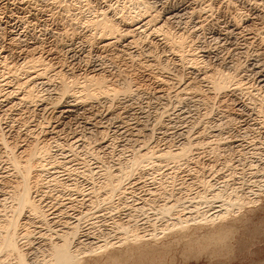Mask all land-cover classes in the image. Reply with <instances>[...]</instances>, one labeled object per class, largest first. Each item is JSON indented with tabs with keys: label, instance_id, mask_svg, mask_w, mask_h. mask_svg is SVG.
I'll return each mask as SVG.
<instances>
[{
	"label": "rangeland",
	"instance_id": "obj_1",
	"mask_svg": "<svg viewBox=\"0 0 264 264\" xmlns=\"http://www.w3.org/2000/svg\"><path fill=\"white\" fill-rule=\"evenodd\" d=\"M21 1L23 2L24 0H0L1 58H8L10 60L8 61L9 63H17L16 60L18 59L17 56L19 53L16 51L17 49L11 48L9 44L10 38L16 36L20 38L21 41L24 40L22 42L23 44L21 43V47L24 48L27 47V44L32 46L35 43H39L37 44L38 49L39 47L42 49L40 48L38 52L43 50V57L46 59L47 63L54 65L53 61L55 55L61 56L62 58L64 57L65 65L61 64L64 68L61 67V65L53 66L54 69L52 68L49 73L47 71V74L44 75L45 78L42 77L40 82L52 78L58 71H63L68 77L72 71L76 72L75 74L85 76V74L91 72V66L103 63L110 71V74H112V77L115 75L118 77L120 73L123 75L126 74L129 78H137L139 83L144 85L138 93H134L136 95H133L130 100L123 101L121 106L119 105L118 109L121 111H129L130 116H127L128 119L125 120V123L121 122L123 120L120 117L111 120V116L113 115L107 111V104L105 101L89 108L86 112L76 110L69 115H62L59 111H61L68 102L75 99L73 97H66L62 98L63 100L60 99L56 101L58 98L57 95H55V91L57 90L58 92L56 81L52 82L53 84L50 83L49 87H40L42 94H45L46 101L44 105L47 104V109H44L40 104H19L16 98L20 97L22 92H19L20 94L18 93L16 97L12 98L13 102L15 101L14 105H17L14 106L11 111H7V107H4L7 104L0 105V134H4L8 142L12 143H10L9 146L12 147L14 145L13 142L16 140H18V146L19 144H28L30 141H33L34 136L36 137L38 134H41L42 131L52 134V136H48V138H55L53 153L55 159L61 164L60 166L58 165L50 168L51 175H53L54 178L62 180V182L67 185L76 183L75 185L77 186L78 184L80 189L84 191L82 193L85 195L84 196L81 192L77 193L76 191L69 192V189L60 192L59 190H53L45 186V188L43 187L35 190V192L38 191L40 196H44V204H48L52 209L51 211L54 214V219L59 220V222L61 220L62 222L59 223L56 221L55 224H52V229L48 231L46 226L44 227L35 219H32L27 212L24 213L21 220L29 224L28 229L31 230V232L29 230L30 234L32 233L29 242L31 245H28L26 250H35L37 255L38 251L34 248L37 247V244L42 241L43 238L53 235V232L56 233V231H59L64 223L63 219L66 218L65 221L70 220L72 223L78 222L80 218H83V221L80 219V225L83 224L81 230L85 233L84 235H86L87 243L89 244L87 245L88 248L103 247L108 242L116 244H114L112 248H109L111 250L108 249L109 251L105 252L104 255H86L81 264H264V104L261 106V102H259V98L261 99V96L264 97V86H262V88L258 86L256 72L250 70L252 64L263 63V55L262 52H258L260 49L258 43L253 42L250 45L244 41L245 39L242 36H239L237 42L232 40V42H224L225 44L223 45L216 37L217 30H219L221 26L220 23L222 25H224L223 23L226 24V22L230 21L231 18L235 16V13L247 12L248 9L246 7L243 6V8L241 7L242 4L236 3L240 0H234V2L232 0L235 5L232 3V5L230 4L231 7H226L223 0H214V2L211 3L212 9L214 8V12H212L211 16L212 18L204 23L206 25L203 29L196 28V24L190 21L187 15H183L188 5V0H150L156 10L158 9L165 13L178 11L175 12V14H182L180 17L173 20L172 23L175 25L173 29L182 32H184L185 29L196 31L197 38L200 39L198 41V43H200L198 44V48H201L200 50L206 49L210 50V52L213 51L212 58L205 61V63L210 66L213 64L222 65L221 60H223L226 67L229 66V69L231 68L232 71L238 67V71L241 73L240 77L243 78V81L248 83V89L243 91L233 90L231 93H226L227 95L221 93L218 95V100L216 98L215 101L213 100L214 98L211 99L212 102H210V100L207 106L199 102V99L195 101L192 100V102L187 105L178 103L175 101V98H173L175 89L171 88L172 85H170V87L165 86L167 90H165L166 92L164 91L162 96L158 97L153 94L150 83L158 79V77L173 78L176 76L175 74H180L178 76L182 77L181 70L176 69L173 64L174 62L176 63L175 55L172 53L173 51H170L169 47L165 45L167 43L163 39H160L161 36L150 35L148 34L149 32H145L146 29H143L144 31L134 36L135 45L129 47L128 44H130L131 40L129 37L128 39L120 38L119 42L113 46L115 47L113 52L104 51L103 53L99 52L100 54L91 50L87 43L81 42L78 39L73 41L74 44L71 46L72 48L69 47V49H65L62 48L64 43L62 40L64 41V37L61 34L63 30L59 31L58 36H54L50 31H44V28L41 26L35 28L30 27L32 29L28 28L26 26L27 24H21L19 18L35 14L36 11L41 10L46 14L45 18H48L46 21L49 28L52 26L51 16L56 14L59 21H63V23L65 21L67 25L68 23H76L77 27H79V31L82 32L84 31L83 23L86 21L87 17H93V14L87 12V7L84 5L85 3L78 2L77 0H65V3H60V0H29L30 3L27 7L26 14L22 11L25 7L23 8L21 6ZM89 1L94 15L95 12L100 13L103 10H107L110 11L109 15L112 17L114 14L113 7L110 8L109 6L114 5L115 7L116 4L125 5L126 3L124 12L130 11L128 0ZM248 1L252 2L254 0ZM236 8L238 9L236 10ZM234 10H236L235 13ZM121 14L118 15L119 17L117 16V26H119L122 33L127 34L130 27L120 21ZM68 19L70 22H68ZM71 19H73L72 21L74 23ZM23 26L26 27L24 28ZM28 26L30 25L28 24ZM51 28L54 29L53 27ZM147 30H149V28ZM61 48L62 52L60 50ZM58 52L61 53L58 54ZM130 52L133 55H129L128 53ZM47 53H53V55H55L51 57L50 55L47 56ZM156 60H160L161 63L164 62L160 65H156ZM142 61H145V63L147 61V63L151 65L141 69L139 64ZM164 65L168 66V68ZM161 66L168 69L169 72L166 69L164 70ZM210 68L216 69L215 66ZM192 77L195 78L193 75ZM109 78H111V76ZM12 86H16V82H14ZM12 86L8 88V91L11 92V90L16 88ZM53 89H55V91H53ZM51 103L54 104L51 105ZM177 103L178 107L175 106ZM163 108H166L165 110L168 111L167 113L171 117L166 115L163 117L162 124H157L158 114H160ZM115 111L118 112V110ZM186 131H190V140L194 141L195 145L197 144L196 146L194 145L196 148L194 147L190 152L189 158L179 159L176 163H170L168 165L158 160V158H153V161H151V163H154H152L153 167L151 163H146L144 165L145 168L141 166L142 170L140 167L135 168L138 173H134V176L133 172L135 171L132 170L133 172H131L130 178L127 180L128 182L126 181L125 183V185L127 184L128 186L126 198L124 197L123 201L119 202L116 197L119 204L125 202L122 204L121 209H119L118 212L116 211L117 213L112 212L111 214L105 206L99 209L91 207L92 205H90L89 202L90 198H87L88 191L89 189L91 190V186H98L102 184V180L104 181V176L101 174L102 166H109L111 170L114 169V173H117L120 169L118 166L125 164L122 167H127L129 162H131L130 160L134 159L133 156L135 152H138L137 150L140 151L141 149L143 154L153 149L157 151H167L170 147L172 150H175V148L183 145L186 139ZM42 134L39 136L41 139H43ZM72 136L77 138V142H75L74 145H70L73 138ZM102 143L108 144V147H105ZM6 149L7 148L0 142V177L5 176L7 177L5 179L11 182L15 180V177L10 170V162L7 161L9 151ZM213 149L216 151L215 153H211ZM128 160L129 162L127 163ZM85 170H90L93 173L92 176L89 178L83 176ZM160 181L165 183L168 189L173 187H178L177 189L179 190L185 189L183 191L171 190V192L169 189V193L178 192L175 194L179 195L187 192L186 195H189L188 198H191L193 195L192 197L196 202H200L198 200L199 195L203 196L204 194L208 195L211 193L206 191L207 187L201 186L203 183L210 181L209 183H212L211 185L216 186L213 187L215 190L221 186L227 187L226 184H229L228 188L232 190H234L236 186L239 194L245 195L247 198L246 206L244 203L242 209L231 213V216L226 220H221L216 222L215 225L209 224L207 226L195 224L194 213H187V217H190L189 221L191 224L186 232L181 233V231L177 232L178 229H174L163 231V235L155 237L154 234L148 231L152 230L148 227L146 230L143 229L145 232L140 230L143 235L148 237L142 240L139 245H132L130 242L120 243L119 241L122 236L113 229V223L116 221H128L130 213L133 212L132 210L138 209V207L135 208V206L141 204L140 208H143L147 202H150L149 199L151 200L150 203H162L161 201L165 200V196L163 193L161 194L160 189L162 187L160 185H162V183H160ZM167 182L169 185L172 183L171 186H174L170 187ZM1 190L0 186V199L3 198V191ZM129 191H132L131 195ZM248 197H251L250 200ZM251 199L253 201H251ZM128 204L132 207L130 205L128 206ZM123 205H125L126 208ZM210 208L200 207V211L202 210L204 215H213L215 212L217 213L219 211L218 205L217 207L215 205L214 208ZM142 210H144V213H139L138 216L140 215V219L145 222H140V224L148 221L145 217L150 220L152 218L153 220L158 216L154 210L147 209V207ZM203 210L207 211L203 212ZM145 213H147V215ZM155 221H157V219ZM109 223H111L112 226L109 225ZM159 224H162V222ZM106 225L107 227H105ZM51 231L52 233H49ZM159 233L160 232H158V234Z\"/></svg>",
	"mask_w": 264,
	"mask_h": 264
},
{
	"label": "bare ground",
	"instance_id": "obj_2",
	"mask_svg": "<svg viewBox=\"0 0 264 264\" xmlns=\"http://www.w3.org/2000/svg\"><path fill=\"white\" fill-rule=\"evenodd\" d=\"M77 1L82 3L84 2L85 3L84 5L87 7L86 9L87 12L93 14V17L92 16L87 17L86 21L83 23L84 31L82 32L79 31V27H77L76 23L75 24L68 23L67 25L65 21L64 23L63 21H59L56 14H54V16H51L52 26H50V28L53 27L54 29L52 28L50 29L46 21V19L48 18H45L46 14L43 13L41 10L36 11L35 14H30L29 16L26 15L24 17H20L19 21L23 25L27 24L26 26L28 28L30 27L35 28L41 26L42 28H44L43 29L44 31H50L54 36L55 35L58 36L59 31L63 30V33L61 34L64 37V41L62 40V42H64L62 48L69 49V47H71L74 44L73 41L78 39L81 42L87 43L89 48L97 53L99 52L103 53L104 51L113 52L115 48L113 46L116 45L117 42H119L120 38L128 39L129 37L131 40H130V44L128 45L129 47H131L132 45H135L134 43H136L134 36L138 33H141L145 29L147 30L149 28V30L147 31L145 30V32H149L148 34L150 35L161 36L160 39H163L167 43L165 45H167L170 51H173L172 53L175 55L176 63L175 62L173 63L175 68L180 69L182 72L181 73L182 77L178 76L180 74L178 75L175 74L176 76L173 75L175 76L173 78L170 77L159 78L156 75L158 79L153 80L150 83L151 90L153 94L159 97L164 94L165 90H167L165 86L170 87V85H172L171 88L175 89L173 98H175V101H177L178 103L184 105L185 104L187 105L188 103L192 102V100L195 101L196 99H199L200 100L199 102H201L202 104L204 103V105L206 104L207 106L211 99L214 98L213 100L215 101L218 98V95L221 93L225 95L226 93H231L233 90L243 91L245 89H248L249 85H247L248 83L243 81V78L240 77L241 73H239L238 67L235 66L237 69L235 68L234 71H232L231 68L229 69V66L226 67V64L223 60H221V64L223 66L220 64H213L212 66H210L207 63H205V61L212 58L211 56L213 55L212 53L213 51L210 52V50H206V49L200 50L201 48L200 49L198 48L199 46L198 44H200L198 43V41L200 39L197 38V33L195 30H186L185 29L186 27L184 28L185 29L184 32L180 30L175 31V29H173L175 26L172 23L173 20L182 15L180 13L175 14V12L178 11H171L165 13L163 11L161 12L158 9L156 10L150 0H128V3L130 4V6L128 5L130 11L124 12V10L126 9V3L125 5L116 4L115 7L114 5H112L109 6L110 8L113 7V11H114L113 16L111 17V15H109L110 11L107 10H103L100 13L95 12L94 15L89 0H77ZM223 1L225 2L226 7H231L230 4L232 5V3L234 2V0L233 2L232 0H223ZM59 2L65 3V0H60ZM212 2H214V0H188V5L184 10L183 15H187L189 20L192 21L194 24H196L195 26L196 28L198 27L199 29L201 28L203 29V27L206 25L204 23L207 22L208 19L212 18L211 17L212 12H214L213 11L214 8L212 9L211 6ZM252 2H249L248 0H240L239 2H236L242 4L241 7L244 6L248 9L247 12L243 11L246 14L242 12L240 13L238 12L237 14L235 13V11L240 7L238 5L239 7L236 8V10H234L235 16L234 17L231 16L232 17L231 20L226 22V24L223 23L224 25L220 23L221 26L219 30H217L218 32L216 33L217 34L216 37L218 38L217 40H220V43L222 45L225 44L224 42H232V40L237 42L239 36H242L245 39L244 41L246 43H249L250 45L253 42L258 43L259 45L258 47H260L258 52L259 53L262 52L263 63L252 64L250 70L252 72H256L257 84L260 88H262V86H264V0H254ZM29 3H30L29 0H24L21 4L23 8L25 7L24 9H22V11L26 14H27L26 10L28 9L27 7L29 6ZM233 4L235 5V3ZM119 14L122 15L120 17V21L122 23L124 22L127 26L130 27L128 29V33L126 32L127 34L122 33V31H120L119 26H117V20ZM72 20L73 19H71V21ZM68 22H70L69 19ZM28 24L30 26H28ZM26 26L23 27L25 28ZM23 41H21L20 38L16 36L10 38L9 44L11 45V48L13 47L14 49H17L16 51H18L19 53V55L17 56L18 59L16 60L17 63L14 62L13 64V62H11L12 63L11 64L8 62L10 61L8 58L0 57V105L7 104L4 106L7 107V111H11L13 107L17 105V104L14 105L15 101L13 102L12 98L16 97V94H18L19 92H22L20 97L16 98L19 104H26V103H34L36 105L40 104V106H42L44 109H47V104L44 105V102L46 101L45 94H42L40 87L41 86L49 87L50 83L56 81V88L58 89V92L57 90L55 91L56 88L53 89V91L56 92L55 95H57L58 97L56 101L66 97H73L75 99L72 100L71 102H68L67 104L65 102L66 105L62 108L61 111H59V113H61L62 115H66V114L69 115L71 114V112L76 110H81L83 112H86V110H88L89 108H92L96 104L98 103L100 104L102 101H105L107 104V111H109V113L113 115L111 116V120L115 119L116 117L117 118L120 117L123 120L121 122L125 123V120L128 119L127 116H130L129 111H124L122 108L121 109L123 111H121L118 108L119 105L121 106L123 101L130 100V98L133 97V95H136L134 93H138L141 90L142 86H144L139 83L137 78L135 79L129 78L127 77L126 74L123 75L121 73L120 75H118V77H116V75L112 77V74H110V71L105 67V65L103 63H99L96 66H91V72L85 74V76H82L80 74H75L76 72L71 70L72 73L68 77L66 76L67 74L65 75L63 71H58V72L56 71L57 73H55V75L52 78H48V80L46 79L45 81L40 82L42 77H44V75L47 74V71L49 73V71H51L53 66L64 64L65 59H63L64 57L62 58L61 56L59 57L58 55L55 54L54 57L53 53L52 54L47 53V56L50 55L51 57H54V61L50 60L53 61L54 65H52L51 63H47L46 59H44L43 57L44 54L43 50H40V52H38V50L41 48L39 47L38 49L37 44L39 43H35L32 46H29V44H27V47L24 48L21 47V43ZM62 48L60 49L61 52H62ZM61 52H58V54ZM128 54L133 55L131 52ZM156 61H157L156 65H160L164 62L163 61L161 63L160 60H156ZM150 65L151 64L147 63V61L146 63L145 61L144 62L142 61L140 62L139 67L143 69L145 67H149ZM164 66L168 68V66L166 65ZM214 66L216 67L215 70L214 68L213 69L210 68ZM61 67L64 68V66L62 65ZM161 67L164 68L163 66ZM165 69L166 68H164V70ZM166 70L168 71V69ZM192 75L195 76V78H193ZM110 76L111 78H109ZM14 82H16V86L13 87L12 85ZM11 86L13 88L15 87L16 88L11 90L10 92L8 91V88H10ZM210 102H212V100ZM259 102H261L260 103L261 106L262 104H264L263 96H261V99L259 98ZM54 103H51V105ZM178 103L175 106L178 107ZM55 105H59V104H55ZM165 109L166 108H163L160 114H158L159 117L157 120V124L160 123L162 124L164 116L168 115L169 117H171L167 113L168 111ZM115 110H118V112H116ZM263 124H264V119H263ZM189 132L190 131L185 132L186 139L183 145L175 148V150H172L170 147L167 151H162V150L157 151L153 149L152 151L151 150L146 152L144 151L145 152L144 154L141 152V149L140 151L137 150L138 152L134 153L133 156L134 159L130 160L131 162H129V160L127 161V163L129 162L128 165L126 164L127 167L126 166L125 168L122 167L125 164L123 165L121 164L122 166H118L120 167V169L118 170L117 173H114L113 171L114 169L111 170L109 166L108 167L102 166L101 174H103L104 176V181L102 180V184L98 186L95 185L93 187L91 186V190L89 189L88 191L89 193L87 192L89 196V197L87 196V198H90L89 202L90 205H92L91 207H96L97 209H99L105 206V208L109 210L111 214L112 212L113 213L116 211L118 212L119 209H121L122 204L125 203L123 202L119 204V202L123 201V198L124 197L126 198L127 196L126 191L128 190L127 189L128 186L127 184L125 185V183L127 180H129L128 178H130V174L131 172H133L132 170L135 171L133 172V176H134V173L137 172L135 168L140 167L141 169V166L145 168L144 165L146 163H151V161H153L152 160L153 158L154 159L158 158V160L165 163L166 165L170 163H176V161H178L179 159L189 158L188 156L190 152L197 145V144L195 145L194 141L190 140L191 135L189 134ZM42 133L41 134L43 139L39 137L41 134H38L36 137L34 136L33 141H30L28 144H23V145L19 144L18 146V140H16L13 142L14 145L12 147L9 146L11 142H8L7 137H5L4 134H0V142L9 151L7 161L10 162V168H11L10 170L13 172L12 175L15 177V180L11 182H8L9 180L7 181V179H5L7 177L5 176L0 177V184H1L0 186L2 189L1 191H3L2 194L3 198L0 199V264H81L86 255L88 254L95 256H100L102 254L104 255L105 252L111 250L109 248H112V246L116 244V243L108 242L103 247L88 248L87 245L89 244L87 243L88 241L86 239V235H84L85 233H83V231L81 230V228H83L82 226L83 224L80 225L81 218L80 219L78 218L79 219L78 222H72V223L70 222V220L65 221L66 219L65 218L63 219L64 223L62 224V228L59 229V231H56V233L53 232L54 233L53 235L47 236L43 238V240L40 239L42 241H40L37 244V247L34 248L38 251L37 255L35 250L33 251L26 250V247L28 245H31L29 244V242L32 233L30 234L31 230L28 229L29 224L27 222L26 223L22 222L21 220L24 213L27 212L32 217V219H35L42 226L44 227L46 226L48 228V231L52 229V224H55L56 221L59 222V220L54 219L53 216L54 214L51 211L52 209L49 207V205L44 204V200H43L44 196H40L38 194V191L35 192V190L41 189L45 186L46 188H52L53 190L54 189L57 191L59 190L60 192L65 191L67 189H69L68 190L69 192L71 191L72 192L76 191L77 193L84 192L80 189L78 184H77L78 187L75 185L76 183L74 184L72 183V185L69 184L70 185L69 186L66 183L62 182V180L54 178V176L51 175L50 168L58 165L60 166L61 163L55 159V155L53 153L55 138L54 137L48 138V136H52V134L50 133L48 134L45 131H42ZM75 142H77V138L73 137L71 143L70 142L69 143L70 145H74ZM102 144L105 147H108L107 146L108 144H104V143ZM212 152L215 153L216 151L213 149L211 153ZM83 174H84L83 176L89 178L92 176L93 173L90 170H85ZM209 182L203 184L200 183V184H202L201 186L207 187L206 191L207 192L209 191L211 193L208 195L204 194L206 196L204 195L201 196L198 194L199 195L198 200L200 202H196V200L193 199L192 197L193 195L191 196V198H188L189 195H186L187 192L185 194H179V195H176L178 192L169 193L168 191L170 188L168 189L167 185L160 181V183H162V185H160L162 187V188L160 187L161 194L162 193L164 194L165 200L161 201L162 203L155 202L157 204L150 203L151 202L150 199H149L150 202H147L145 200L147 202L145 207H147V209L154 210L155 213L158 215L156 218L157 221H155L156 220L155 218L153 220L151 218L152 220L151 221L149 218L144 216L146 219H148V221L146 220L147 221L146 223L140 224V222H145V221H142V219H140V215L138 216V214L144 213V210L142 209L145 207L140 208L141 204H137L138 206H135V208L138 207V209L132 210L133 212L130 213V218H128L129 219L128 221L126 222L116 221L114 223L110 221L113 223V226L111 225V223H109V225L113 227L116 233L118 232V234L120 233V235L122 236L121 240L119 241L120 243L130 242L132 243V245H139L142 242V240L148 237L146 235H143L142 233L145 232V230L148 227H150L153 230V231L152 230H148V231H150L151 234H154L155 237L163 235L162 233L163 231H169L174 229L176 230L178 229L177 232L181 231V233H183L186 232V230H188L189 225L191 224V222L189 221L190 217H187V213L190 214L194 213L195 224L197 223L200 224L201 226L202 225L207 226L209 224L215 225L216 222L221 220H226L228 217L231 216L230 215L231 213L236 212V210L238 211L239 209H242L244 203L246 206L247 198L245 197V195L243 196L239 194V192L237 191L238 189H236V186L235 189L233 188L234 190H232L228 188L229 184H226L227 187L221 186L223 185L221 184L220 185L221 187L215 190V188L213 187L216 186L211 185L212 183ZM171 185L169 186L170 187L174 186ZM177 188L174 187L171 188L170 192L171 190L178 191L179 189ZM183 190L180 189L179 191H183ZM131 192L130 195L132 194ZM189 194L191 195L190 192ZM116 197L118 198L119 202H117L118 200L116 199ZM251 201L253 200L251 199ZM129 205L130 204H128V206ZM215 205L216 207L218 205L219 211L217 213L215 212V214L213 215H208V214L204 215L202 213V210L200 211V207L214 208ZM123 206L125 207V205ZM204 211L205 210H203V212ZM145 214L147 215V213ZM60 222L62 221L60 220ZM161 222L162 224H159ZM105 227H107V225ZM140 230H142V232H140ZM158 232L160 233L158 234ZM49 233H52V231Z\"/></svg>",
	"mask_w": 264,
	"mask_h": 264
}]
</instances>
